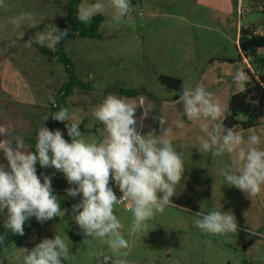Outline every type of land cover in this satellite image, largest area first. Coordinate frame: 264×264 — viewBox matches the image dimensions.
I'll return each mask as SVG.
<instances>
[{"label": "rangeland", "instance_id": "rangeland-1", "mask_svg": "<svg viewBox=\"0 0 264 264\" xmlns=\"http://www.w3.org/2000/svg\"><path fill=\"white\" fill-rule=\"evenodd\" d=\"M68 2L5 0L7 6L0 7V98L17 104L30 121L25 131L10 126L9 139L22 136L28 150L41 124L49 128L51 115L61 108H67L70 118L80 122L85 138H95L101 135L103 125L92 117V109L108 94L129 98L138 105V120L143 109L149 112L143 121L145 133L156 129L160 134L159 122L154 118L161 115L173 125L171 138L174 147L184 154L186 169L177 187L180 193L172 198L177 207L157 213L147 222L148 230L142 235H128L132 214L125 203L116 205L115 214L130 245L123 257L127 264H264V191L250 199L226 184L221 169L231 163L230 157L202 155L197 150L202 133L183 115L182 105L176 103L180 90L169 88L159 79L160 74H168L193 86L199 83L227 111L230 96L241 88L233 76L243 71L249 81L246 68L258 70L250 56V66H246L238 39L241 25H255L264 32V0H131L132 13L119 23L111 22L110 12L103 14L100 36H75L65 41L72 71L62 62L49 60L41 53L40 45L27 48L24 44L51 24L61 30L69 26ZM92 2L95 0H81L80 4ZM22 12L32 13L43 23L34 28L27 23L14 28L11 18ZM13 41L15 46H10ZM258 54L264 55V47L258 49ZM72 75L73 83L64 90ZM127 89L139 92L128 95L123 92ZM178 120L184 121L185 128L174 126ZM65 123L59 122L58 129L70 142ZM235 131L245 137L250 131L264 133V117L253 127H237ZM0 161H5L2 152ZM44 175L51 176L61 210H67L65 216L44 223L30 218L24 226L25 234L17 235L0 251V264H23L19 248L31 249L55 234L61 235L72 251L63 264H97L98 254L110 255L106 245L84 236L71 218L72 205L80 197L66 196L65 190L71 185L63 173L40 168L41 180ZM110 186L119 198V189L111 182ZM212 209L232 211L238 232L214 236L195 227L198 217L194 214H206Z\"/></svg>", "mask_w": 264, "mask_h": 264}, {"label": "clouds", "instance_id": "clouds-1", "mask_svg": "<svg viewBox=\"0 0 264 264\" xmlns=\"http://www.w3.org/2000/svg\"><path fill=\"white\" fill-rule=\"evenodd\" d=\"M0 0V7H6ZM133 11L131 0H95L81 3L77 19L90 23L97 15L111 13V22L119 23ZM11 24L19 29L25 23L34 28L43 23L32 13L22 12L11 18ZM68 35L54 24L37 31L34 37L24 42L25 47L33 44L55 50ZM24 32L19 39H23ZM10 46H15V41ZM247 74L238 71L233 80L243 87ZM176 103L182 105L183 115L193 122L202 133L198 137L197 150L202 154L220 157L227 154L231 163L225 164L221 175L226 184L243 192L248 198L259 196L264 191V133L250 131L245 137L234 128H225L223 120L226 109L220 100L203 85L194 86L183 82ZM138 105L129 98L108 94L91 112L92 117L103 125L100 136L87 139L80 130V122L70 118L67 108H61L51 117L55 121L67 122L65 127L71 138H64L61 130H49L44 123L36 132L35 150H26L22 136L9 139L11 131L0 126V152L5 163H0V215L3 216L5 232L0 235V244L10 231L23 236L24 226L30 218L44 223L65 216L60 198L54 194L51 176L37 175L36 165L54 168L63 173L71 187L65 190L67 197H80L72 205V219L83 235L95 238L107 246L110 255L96 256L97 264H127L129 240L122 234L123 225L115 214L116 205L125 203L132 214L128 229L129 236H140L148 230L147 222L168 207H177L172 198L179 195L177 187L184 178V154L174 147L171 133L173 125L161 115L155 117L160 125L145 133L144 119L149 112L143 109L138 120ZM45 117L44 121H47ZM43 121V122H44ZM179 129L185 128L183 120L174 122ZM110 182L122 194H115ZM186 212L189 209L184 208ZM194 226L203 233L214 236L236 234L238 223L232 211L212 209L206 214L197 212ZM255 235V233L253 234ZM69 239V238H68ZM70 241V240H69ZM23 264H63L71 255L65 239L55 234L44 238L31 249L19 248ZM102 257L103 259H98Z\"/></svg>", "mask_w": 264, "mask_h": 264}, {"label": "trees", "instance_id": "trees-1", "mask_svg": "<svg viewBox=\"0 0 264 264\" xmlns=\"http://www.w3.org/2000/svg\"><path fill=\"white\" fill-rule=\"evenodd\" d=\"M81 0H69L68 2V16L67 20L69 26L64 27L62 30L67 29L68 35L58 44L55 50H50L47 47L39 46L41 53L46 55L49 60H57L62 62L65 67L71 70L72 61L66 54L64 43L68 38L75 36L83 37H98L99 26L104 19L103 14L97 15L93 20L84 24L77 19V9ZM264 11V8H263ZM239 47L243 55L250 56L253 61L257 63L258 67L264 66V55L258 54V49L264 47V32H257L255 25H241L239 30ZM249 74V81L241 89L236 90L232 93L228 101V107L226 111V117L223 120L225 128L242 127L244 129L257 125L261 118L264 117V74L258 70L251 71L248 67L246 68ZM73 75L70 80L66 83L64 90H69L70 85L73 83ZM159 79L163 84H166L169 88L181 90L183 80L180 77L160 74ZM128 95H135L139 92L138 89H127L123 91ZM67 93V92H66ZM57 107V105H56ZM59 121L51 120L49 123V130L58 129ZM0 126H10L25 131L29 129L30 121L22 113L20 107L11 103L7 98H0ZM82 126L80 125V129ZM32 139V145L28 150H35V140ZM5 163L6 161H0ZM37 175L40 176V166L36 165ZM5 232L3 228V219L0 220V235ZM17 235L8 232L7 239L0 244V251L6 246L11 240L15 239Z\"/></svg>", "mask_w": 264, "mask_h": 264}, {"label": "crops", "instance_id": "crops-1", "mask_svg": "<svg viewBox=\"0 0 264 264\" xmlns=\"http://www.w3.org/2000/svg\"><path fill=\"white\" fill-rule=\"evenodd\" d=\"M257 32H259L258 30H257ZM259 33H263V32H259ZM244 60L246 61V63H247V65L246 66H250V62H249V57H246L245 55H244ZM262 68H263V66H261V67H258V71L260 72V73H262ZM248 82V81H247ZM244 87V86H243ZM242 88V87H241ZM240 88V89H241Z\"/></svg>", "mask_w": 264, "mask_h": 264}, {"label": "built area", "instance_id": "built-area-1", "mask_svg": "<svg viewBox=\"0 0 264 264\" xmlns=\"http://www.w3.org/2000/svg\"><path fill=\"white\" fill-rule=\"evenodd\" d=\"M119 195L121 196L122 194L120 193V191H119Z\"/></svg>", "mask_w": 264, "mask_h": 264}]
</instances>
